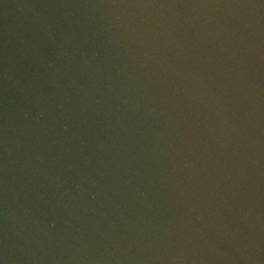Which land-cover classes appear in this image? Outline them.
<instances>
[{
  "label": "water",
  "instance_id": "water-1",
  "mask_svg": "<svg viewBox=\"0 0 264 264\" xmlns=\"http://www.w3.org/2000/svg\"><path fill=\"white\" fill-rule=\"evenodd\" d=\"M0 264H264V0H0Z\"/></svg>",
  "mask_w": 264,
  "mask_h": 264
}]
</instances>
